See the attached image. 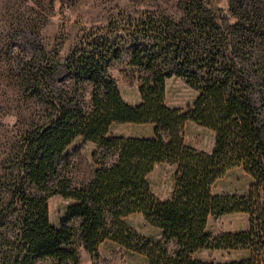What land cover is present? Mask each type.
<instances>
[{
	"label": "trees",
	"instance_id": "1",
	"mask_svg": "<svg viewBox=\"0 0 264 264\" xmlns=\"http://www.w3.org/2000/svg\"><path fill=\"white\" fill-rule=\"evenodd\" d=\"M250 24L238 41L212 0L207 7L193 0L176 24L152 21L114 38L80 39L63 60L58 50L40 44L32 28L13 31L11 48L25 52L19 84L36 114L0 171V218L7 223L14 214L16 224L13 233L0 226V264H36L46 257L79 264L76 240L90 264L106 241L145 256L149 264H264V63L255 66L238 54L254 46L248 38L263 28L258 19ZM127 52L131 65L149 72L138 87L137 105L123 100L108 71L110 61ZM172 76L197 92L191 108L166 104L165 84ZM88 85L89 102L81 94ZM189 121L214 131L210 152L186 144ZM116 123L151 124L152 136L110 135ZM79 139L95 143L103 154L92 153L93 178L76 188L64 171ZM164 163L175 171L171 194L163 199L152 192L148 176ZM235 167L253 179L248 192L215 194L214 183ZM54 195L69 201L58 227L49 221ZM134 213L160 229L162 239L134 230L125 221ZM235 213L249 216L245 231H207L211 218ZM73 219H79L77 228L69 224ZM172 240L177 248L171 253L166 245ZM239 248L247 254L230 261L195 257L202 249Z\"/></svg>",
	"mask_w": 264,
	"mask_h": 264
},
{
	"label": "rangeland",
	"instance_id": "2",
	"mask_svg": "<svg viewBox=\"0 0 264 264\" xmlns=\"http://www.w3.org/2000/svg\"><path fill=\"white\" fill-rule=\"evenodd\" d=\"M193 0H0V171L8 167L4 164L11 147L16 143L23 129H27L36 114L31 99L25 95L19 84L18 66L24 60L25 52L11 48L10 35L16 29L32 28L38 33L40 44L46 49L57 52V59L63 60L69 55L75 44L80 40L99 41L108 35L114 38L124 29L129 30L144 23L167 21L176 24L182 19L187 6ZM205 7L209 0H200ZM218 9L225 29H231L238 35L252 28L250 22L259 20L263 28L248 38V44L254 46L239 50L242 59L258 66L264 63V0H212ZM236 24V25H235ZM235 25V26H234ZM130 31V30H129ZM244 48V47H243ZM245 54V55H244ZM131 55L124 53L119 59H113L109 64V74L115 79L116 86L123 100L130 105L140 102L138 87L149 72L130 64ZM91 87L81 90L82 98L89 102ZM197 92L185 80L172 76L166 80L165 102L171 107L187 110L192 107ZM151 124L116 123L110 128V135L151 137ZM184 139L187 145L198 150L210 152L214 146V131L202 127L195 122H186ZM75 149L70 157V164L64 171L72 180L74 187L88 184L94 175L97 165L92 153L97 151L101 157L103 150L95 143L79 139L72 144ZM114 157H108V164ZM175 167L164 163L157 165L148 176L152 192L159 198H168L173 187ZM1 173V172H0ZM3 178L0 177V212L3 208L2 199L5 196ZM253 179L242 167L228 170L213 185L215 194H244L248 192ZM264 197V190L261 194ZM69 201L59 195L49 198V221L58 227L65 214ZM14 214L7 223L0 218V226L13 233L16 224ZM125 221L140 235L153 241L162 239L160 229L145 221L140 213H134ZM77 228L79 219L69 222ZM249 226V216L245 213H235L211 218L207 231L216 236L222 232L245 231ZM169 252L177 248L174 240L167 243ZM79 264H90V256L82 243L76 240ZM1 252V249H0ZM244 249H202L195 254L200 260L216 262L230 261L244 257ZM264 263V255L261 257ZM36 264H56L50 257L38 259ZM95 264H149L141 254L127 250L121 245L106 241L99 246V258Z\"/></svg>",
	"mask_w": 264,
	"mask_h": 264
}]
</instances>
